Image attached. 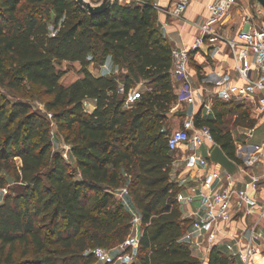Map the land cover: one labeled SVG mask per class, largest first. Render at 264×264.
Returning a JSON list of instances; mask_svg holds the SVG:
<instances>
[{"label": "trees", "instance_id": "16d2710c", "mask_svg": "<svg viewBox=\"0 0 264 264\" xmlns=\"http://www.w3.org/2000/svg\"><path fill=\"white\" fill-rule=\"evenodd\" d=\"M158 16L152 0H116L98 16L75 0H0V88L11 94L30 83L52 96L45 105L50 119L0 91V189L7 172L16 184L0 203L7 264H96L94 250L125 242L135 224L116 196L123 188L142 223L138 264H202L182 241L191 220L183 218L179 187L170 180L167 138L157 133L158 112L177 99L172 47ZM108 58L128 71L125 81L91 73L92 63ZM64 62L81 65V78L69 86L57 68ZM135 78L154 89L126 110ZM90 100L96 102L92 113L85 109ZM215 114L198 115L196 124L208 127L240 164L235 140L223 130L225 115ZM53 125L66 134L69 161L53 149ZM17 246L32 257L15 263ZM208 264L235 262L213 250Z\"/></svg>", "mask_w": 264, "mask_h": 264}, {"label": "built area", "instance_id": "2783aa9c", "mask_svg": "<svg viewBox=\"0 0 264 264\" xmlns=\"http://www.w3.org/2000/svg\"><path fill=\"white\" fill-rule=\"evenodd\" d=\"M237 5L238 0H215L207 7L208 18L195 24L198 36L193 44L172 48V78L190 112L181 127L167 136V145L171 156H181L196 188L188 196L179 192L176 199L179 205L183 202L200 203V207L189 217L191 224L182 241L192 252L201 256L199 259L202 264H208V253L213 250L222 253L223 248L235 256L238 264H264V200L261 197L264 193V177L249 173L246 175L248 180L242 186H237L234 176L210 160V153L217 145L213 133L208 127L196 124L198 115L208 118L214 113L210 94L195 86L191 68L192 54L206 43L224 42L232 55L239 82L228 87L226 98L245 102L252 106L255 115L264 116V8L259 3L252 5L251 13L245 17L244 27L234 37L227 38L221 35L219 26ZM187 8V1L176 3L170 14L174 19H180ZM120 93H124L123 88ZM131 96L132 91L128 94L126 104L130 103ZM252 135L253 130L249 138ZM255 149L256 155L245 161L246 169L253 168L264 156V144L256 145ZM69 150L66 148L62 153L67 161L71 159ZM203 150L205 153H202ZM128 194V190L123 188L116 196L124 201ZM238 214L255 216L256 220L237 237H230L225 225L233 222ZM138 248L139 240L130 235L115 248L99 247L93 254L98 263L123 264L126 258H130L129 251ZM136 263L137 259L130 264Z\"/></svg>", "mask_w": 264, "mask_h": 264}, {"label": "crops", "instance_id": "0c3cea01", "mask_svg": "<svg viewBox=\"0 0 264 264\" xmlns=\"http://www.w3.org/2000/svg\"><path fill=\"white\" fill-rule=\"evenodd\" d=\"M99 0H94L96 3ZM125 1V0H123ZM139 1V0H132ZM156 7L159 10L158 24L160 26L162 34L168 39L172 48L181 47V46H191L195 41V38L198 36V29L195 27L196 23L205 21L208 16V5L213 3L215 0H152ZM188 2V8L186 13L180 19H174L170 11L173 6L179 2ZM251 13V4L250 0H238V5L235 6L230 14L226 17L223 23L219 26V31L221 35H224L227 38L234 37L237 32H239L244 27L245 17L247 14ZM195 62V64H193ZM79 64V63H77ZM80 65V64H79ZM94 65V64H92ZM110 66L112 69L116 68L113 65L112 59L108 58L106 62L102 65V72ZM92 66L89 67V70L95 76H108L106 73H95ZM81 68V65H80ZM191 68L194 73V83L198 89H204L207 92V95L210 94V99L213 101V96L217 93H221L226 97V90L230 85L238 83L239 80L236 75L234 68V61L232 55L229 51V48L224 42H216L214 44L206 43L203 45L197 52L193 53L191 56ZM198 70V71H197ZM115 71V70H114ZM117 72V71H116ZM114 72V73H116ZM201 75H199V73ZM113 73V74H114ZM200 77H203L202 79ZM81 78V77H80ZM174 83V81H173ZM215 85V86H213ZM176 91L178 92L177 87L175 86ZM132 92H135L131 90ZM179 93V92H178ZM214 107V105H213ZM85 109L87 112L92 113L96 109V102L93 100L85 102ZM188 113L190 112L189 107L187 106ZM215 107L214 113L208 118H215ZM187 113V114H188ZM200 116V115H199ZM259 116V115H258ZM201 117V116H200ZM252 117H255L253 113ZM264 118V116H262ZM202 118L201 119H208ZM264 127L261 123L256 128L249 130L245 133L246 139L241 141L239 144L235 142L236 145V157L239 159L240 164L239 171L234 175L233 180L237 186H242L247 180L249 173H253L259 176L264 177V156L261 157L260 161L251 169H246L245 161L256 155L257 151L255 146H261L264 144V133H261L258 136V143L253 144L252 141L255 139V134ZM253 130V135L249 138V134ZM264 153V151H263ZM181 161V160H180ZM182 173L179 174L178 178L173 182L179 187V192L184 196L192 195L196 188L193 187L190 177L187 174L185 169L184 162ZM264 200V193L261 195ZM129 203V210L136 215L135 219V228L136 233H131V235L140 241L142 234V223L140 218V213L134 208L132 199L127 196ZM200 207L198 201L188 204L183 202L180 205V208L183 213L184 219H189L192 212ZM135 210V213L133 212ZM203 215V212L201 213ZM256 220L255 216H244L243 214L236 215V218L233 222L226 224L225 229L227 235L230 237H237L240 233L245 230L248 226ZM136 252V251H135ZM194 256L200 258L201 256L198 253L192 252ZM222 254L226 257H229L234 260L235 264H238V260L235 256L229 253L225 248L222 249ZM209 253L206 255V259H209ZM201 259V258H200ZM138 264V262L136 263Z\"/></svg>", "mask_w": 264, "mask_h": 264}, {"label": "rangeland", "instance_id": "374dc122", "mask_svg": "<svg viewBox=\"0 0 264 264\" xmlns=\"http://www.w3.org/2000/svg\"><path fill=\"white\" fill-rule=\"evenodd\" d=\"M130 1V0H125ZM255 3H258L256 0H250L251 6ZM50 28L53 29L52 21H50ZM105 62V61H104ZM93 64V63H92ZM92 66L93 71L95 73H106L110 77H118L122 82L127 79L129 76L128 71L124 68L116 67L115 69L108 66L104 72H102V64L96 63ZM195 64V62L193 63ZM58 70L63 72L64 76L61 80V83L64 86H69L78 80L81 77L80 74V65L77 63H68L64 62L60 65H57ZM115 70V71H114ZM117 71V72H116ZM198 71V70H197ZM116 72V73H114ZM114 73V74H113ZM199 73V72H198ZM199 75H201L199 73ZM201 79L203 77H200ZM172 78V88L174 94L177 96V99L174 103H172L166 110H163L160 113V120L157 123V133L164 141L167 136H169L173 131L177 130L181 127L183 121L185 120L188 110L185 102L183 101V97L179 96L178 92L175 89V83H173ZM215 86V85H213ZM154 87L149 85L148 81H144L143 79L135 78L133 81V91L132 96L130 97V103H125V109L130 110L135 107L136 103L141 99L142 95H147V93L152 92ZM0 91L8 96L11 101L23 102L31 106L32 110L36 113H41L43 115L48 116L51 119V114L47 112L45 109L46 103L52 99V96H48L44 93V91L37 85H32L30 83L24 84L22 90L16 93H9L7 90L0 88ZM213 105L215 107V111L222 112L224 117V125L223 130L225 132L231 133L236 143H240L244 139H246L245 133L249 130L256 128L261 123H263V115H255L253 118L252 106H249L245 102H240L234 99H227L223 94L217 93L213 96ZM264 133V127L256 132L255 139L252 141L253 144H257L258 136ZM52 141H53V149L56 152L64 153L66 148H70V143L66 140V134L61 135L57 132L56 128L53 125L52 130ZM202 153H205L203 150ZM173 162L170 166V180L175 181L179 174L182 173L183 163L180 161L181 156L172 154ZM74 163V161H73ZM16 164L19 167L21 162L20 160H16ZM7 176V186L5 189H0V203L3 202L4 197L11 192L12 189L16 187L14 178L11 172L6 173ZM123 203L125 206L129 208V203L127 197L124 199ZM135 213V210L133 211ZM136 214V213H135ZM134 215V214H133ZM136 219V215H134ZM135 226V224H134ZM133 226L131 233H136V228ZM130 258H126L123 264H130L131 262L136 261V252L133 250L129 251ZM10 254L9 248H6L5 251L0 250V264H7L6 259ZM32 254L28 256H23L22 247L17 246L16 252L13 256L15 263H20L26 259H30ZM101 264V263H96ZM116 264H122L118 262Z\"/></svg>", "mask_w": 264, "mask_h": 264}, {"label": "water", "instance_id": "95a60500", "mask_svg": "<svg viewBox=\"0 0 264 264\" xmlns=\"http://www.w3.org/2000/svg\"><path fill=\"white\" fill-rule=\"evenodd\" d=\"M85 11L92 16H98L106 12L116 0H102L93 3L92 0H75ZM264 8V0H256ZM210 160L213 164L222 167L228 174L234 176L239 171V166L231 160L218 145L210 153Z\"/></svg>", "mask_w": 264, "mask_h": 264}]
</instances>
